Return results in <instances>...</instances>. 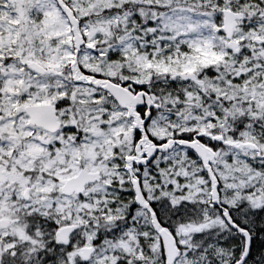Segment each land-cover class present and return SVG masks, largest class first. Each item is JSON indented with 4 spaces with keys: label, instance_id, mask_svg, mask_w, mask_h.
<instances>
[{
    "label": "snow or ice",
    "instance_id": "1",
    "mask_svg": "<svg viewBox=\"0 0 264 264\" xmlns=\"http://www.w3.org/2000/svg\"><path fill=\"white\" fill-rule=\"evenodd\" d=\"M0 264H264V0H0Z\"/></svg>",
    "mask_w": 264,
    "mask_h": 264
}]
</instances>
